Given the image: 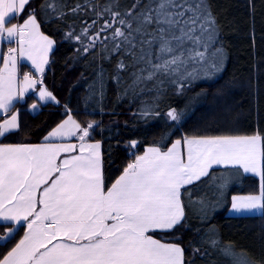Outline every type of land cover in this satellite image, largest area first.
<instances>
[{"label":"trees","instance_id":"16d2710c","mask_svg":"<svg viewBox=\"0 0 264 264\" xmlns=\"http://www.w3.org/2000/svg\"><path fill=\"white\" fill-rule=\"evenodd\" d=\"M51 2L55 9L42 7L45 0H31L12 22L22 23L32 11L43 34L56 41L42 79L58 103L40 104L34 94L27 96L11 111L20 113L19 130L1 138V143H41L68 115L81 125L92 122L89 139L103 144L106 188L147 147L167 151L186 137L259 134L264 150V0H204L201 7L213 22L206 24L202 34L197 26L198 43L186 42V63L179 72L156 73L150 80L146 77L153 69L146 60L158 62V44H141L150 36L134 33L135 49L121 44L114 50L120 41L112 39L114 28H109L100 33L94 47L84 49L93 43L91 38L101 25L112 21L106 8L121 16L132 11L135 16L155 7V0ZM154 30L155 25L147 28ZM194 52L202 56L189 59ZM33 104L38 106L36 111ZM171 110L177 120L168 116ZM260 184L259 178L238 167L212 169L184 188V221L154 236L182 245L185 264H264V212L228 215L232 196L258 194ZM23 229L6 245L0 242V258L18 243Z\"/></svg>","mask_w":264,"mask_h":264},{"label":"snow or ice","instance_id":"6c2138e0","mask_svg":"<svg viewBox=\"0 0 264 264\" xmlns=\"http://www.w3.org/2000/svg\"><path fill=\"white\" fill-rule=\"evenodd\" d=\"M29 3L30 0H0V42L16 44L7 48L6 56H0L3 64L0 138L19 130V113L10 117L7 114L14 108V100L22 99L25 92L43 83L48 53L54 43L40 32L32 11L22 23H12ZM203 3L204 0H197L195 5L190 0H155V7L135 16L132 11L121 16L106 8L104 11L111 13L112 21L101 25L91 38L93 43L84 50L94 47L100 33L109 28H114L112 39L120 41L113 46L114 50H119L121 44L135 49L134 33L143 34L151 39L141 41L142 45L158 44L155 56L158 62L146 60L153 69L146 79L160 72H179L186 63V42L198 43L201 37L196 34L197 26L202 34L206 24L213 22L210 13L201 7ZM42 7L55 9V4L45 0ZM117 17L120 18L117 20ZM116 24L120 27H114ZM151 25H155V30L148 32ZM146 56L140 58L146 59ZM194 56L202 53H189L188 58ZM18 57L30 61L41 78L37 80L30 73L24 74L18 86ZM119 67L123 68L124 64ZM39 99L56 101L46 88L39 91ZM36 107L32 105L33 109ZM168 116L178 119L175 110L169 111ZM93 127L92 122L81 125L68 115L45 140L76 137L78 146L0 144V226L8 227V233L0 236V241L6 245L20 228L27 229L23 238L0 258V264H184L183 248L163 243L148 233L172 230L181 223L184 217L181 189L207 176L213 165L239 166L243 172L260 177L259 193L234 196L233 210L264 208V150L259 134L186 137V157L180 140L165 152L149 148L105 189L101 145L87 142ZM135 143L132 142L133 146ZM74 152L78 154L71 155ZM61 154L68 155L57 163Z\"/></svg>","mask_w":264,"mask_h":264},{"label":"crops","instance_id":"0c3cea01","mask_svg":"<svg viewBox=\"0 0 264 264\" xmlns=\"http://www.w3.org/2000/svg\"><path fill=\"white\" fill-rule=\"evenodd\" d=\"M30 2H31V0H30ZM27 7V6H26ZM25 7V8H26ZM25 10V9H24ZM36 20H37V18H36ZM13 23V22H12ZM37 23L39 24V22H38V20H37ZM17 24V23H16ZM39 30H40V32L43 34V32H42V30H41V27H40V24H39ZM43 35H45V34H43ZM45 36H47V35H45ZM49 39H51L54 43H53V46H52V48H51V50L49 51V53H48V63L45 65V70H44V73H43V76H44V74L46 73V71H47V69H48V67H49V64H50V61H51V56H52V54H53V52L55 51V49H56V47H57V43H56V41L53 39V38H51V37H49V36H47ZM8 47H16V44L14 43V42H12V43H8L7 41H3V42H0V56H6L7 55V48ZM3 67V64H2V62H0V68H2ZM28 70H30L31 72H32V78H34V79H37V80H39L41 77H40V74L34 69V66H32L31 65V62L30 61H27V60H25V59H23V58H20V57H18V59H17V82H18V86H19V81L22 79V77H23V75L24 74H26V72L28 71ZM42 76V77H43ZM47 89V91H49V92H51L43 83L42 84H40V83H37V85H36V88L35 89H29L27 92H25L24 93V95H23V98L22 99H17V100H14L13 101V104H14V106L16 105V104H18V103H22V102H24L25 100H26V98H27V96H29V95H31V94H34L35 96H36V98H37V101H38V103H40V104H47V103H57L56 101H57V98H56V101H52V100H40L39 99V91L40 90H42V89ZM52 93V92H51ZM53 94V93H52ZM53 96H55L54 94H53ZM38 107V106H37ZM37 107H36V109H33L34 111H36L37 110ZM14 113H19V111L17 110V111H13V112H11V113H8L7 115L10 117V115L11 114H14ZM0 117H2V115H0ZM68 118V117H67ZM67 118H65L64 120H66ZM73 118L75 119V120H77L74 116H73ZM18 119H19V124H20V113H19V117H18ZM63 120V121H64ZM63 121H61L60 123H62ZM78 121V120H77ZM79 122V121H78ZM0 123H3V119L0 121ZM59 123V124H60ZM80 123V122H79ZM58 124V125H59ZM57 125V126H58ZM57 126H55L54 128H56ZM53 128V129H54ZM52 129V130H53ZM51 130V131H52ZM50 131V132H51ZM48 135V134H47ZM1 139V138H0ZM180 141H181V151L184 153V155H185V157H186V154H187V149H186V145L184 144V139H179ZM177 141V140H176ZM87 142H89V143H100V145H101V148H100V153H101V160H102V176H103V181H104V186H105V176H104V161H103V144L101 143V142H99V141H92V140H90L89 139V137L87 138ZM44 143H57V144H69V143H71V144H76L77 146L79 145V141H78V139L76 138V137H73V138H71V139H67V138H65V139H54V140H49V141H46V140H44L43 142H41V143H36V144H30V145H39V144H44ZM175 143V142H174ZM173 143V144H174ZM0 144H7V143H1L0 142ZM172 144V145H173ZM172 147V146H171ZM170 147V148H171ZM261 147H262V150H263V141H261ZM149 148H153V147H147L146 148V150H145V152L149 149ZM155 148H157V147H155ZM160 149V148H159ZM161 150V149H160ZM145 152L142 154V155H144L145 154ZM161 152H165V151H163V150H161ZM76 154H78V153H76V152H74V153H71V155H76ZM66 155H68V154H61V156L59 157V159H58V161H57V163H59L60 162V160H62V159H64L65 158V156ZM141 155V156H142ZM134 162V161H133ZM132 163V162H131ZM263 163V162H262ZM227 167H234V166H227ZM227 167H225V166H221V165H213L212 166V168H210L209 169V172H210V170H212V169H215V168H227ZM235 167H238V168H240L239 166H235ZM242 169V168H241ZM208 172V173H209ZM123 174V173H122ZM121 174V175H122ZM245 174H247V175H252V176H255V177H257V178H259L260 179V177L258 176V175H256V174H254V173H245ZM120 175V176H121ZM119 176V177H120ZM205 177V176H204ZM204 177H201V179H203ZM55 177H53V179H54ZM200 179V180H201ZM199 181V180H198ZM198 181H195L194 183H196V182H198ZM51 181H49V183H50ZM193 183V184H194ZM192 185V184H191ZM188 186H190V185H187V186H185V188L186 187H188ZM105 189H107L106 187H105ZM183 190H184V188H182L181 189V201H182V204H183V200H182V192H183ZM248 195H255V194H246V195H234V196H248ZM234 196H232V198L234 197ZM232 198H231V206H230V208H229V210H228V215L229 216H247V215H261V214H263V212H264V208H261V209H254V210H242V211H236V210H233L232 209ZM183 210H184V217H183V219H182V221H181V223L184 221V219H185V208H184V205H183ZM180 223V224H181ZM180 224H178L177 226H179ZM10 227H17L16 225H14V224H10L9 225ZM176 226V227H177ZM0 227H2V231H1V229H0V236H5L7 233H8V227H4L3 228V226H0ZM176 227H174L172 230H174ZM172 230H156V231H152V232H149L148 234L149 235H152L153 236V238H155V239H158L157 237H155L154 236V233H158V232H169V231H172ZM25 231H27V229H26V227H24V229H23V235H24V232ZM23 235H22V237H21V239L23 238ZM158 240H160V239H158ZM161 242H163V243H170V242H164V241H162V240H160ZM0 242H3V241H0ZM19 242V241H18ZM56 241H53V243H55ZM174 244H177V243H174ZM181 248H183V246L182 245H180V244H178ZM184 249V248H183ZM184 264H185V251H184Z\"/></svg>","mask_w":264,"mask_h":264},{"label":"rangeland","instance_id":"374dc122","mask_svg":"<svg viewBox=\"0 0 264 264\" xmlns=\"http://www.w3.org/2000/svg\"><path fill=\"white\" fill-rule=\"evenodd\" d=\"M190 2H191L193 5H195L196 2H197V0H190Z\"/></svg>","mask_w":264,"mask_h":264},{"label":"built area","instance_id":"2783aa9c","mask_svg":"<svg viewBox=\"0 0 264 264\" xmlns=\"http://www.w3.org/2000/svg\"><path fill=\"white\" fill-rule=\"evenodd\" d=\"M30 73L32 75V72L31 71H27V74ZM133 163V162H132Z\"/></svg>","mask_w":264,"mask_h":264}]
</instances>
